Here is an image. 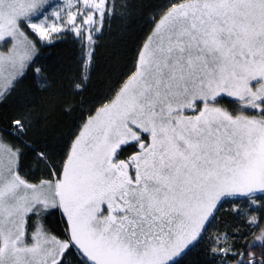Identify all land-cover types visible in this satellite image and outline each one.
I'll list each match as a JSON object with an SVG mask.
<instances>
[{
  "label": "rangeland",
  "instance_id": "obj_1",
  "mask_svg": "<svg viewBox=\"0 0 264 264\" xmlns=\"http://www.w3.org/2000/svg\"><path fill=\"white\" fill-rule=\"evenodd\" d=\"M116 4L0 0V103L14 99L31 65L39 76L37 46L67 35L78 43L85 82ZM262 97L264 0L169 6L121 88L77 126L58 176L40 153L41 164L24 170V150L0 134V264H60L69 246L83 264H172L217 207L256 226L264 119L254 115ZM18 128L13 137L25 132ZM136 138L146 144L137 157L141 182L124 199L103 198L106 159ZM53 209L71 215L66 242L44 229ZM217 218L200 245L210 247L216 264H227V255H238L237 232L219 230Z\"/></svg>",
  "mask_w": 264,
  "mask_h": 264
},
{
  "label": "trees",
  "instance_id": "obj_2",
  "mask_svg": "<svg viewBox=\"0 0 264 264\" xmlns=\"http://www.w3.org/2000/svg\"><path fill=\"white\" fill-rule=\"evenodd\" d=\"M116 1L115 11L104 23L96 41L91 70L85 82L82 81L83 63L78 43L67 35L53 44L37 46V56L32 64L39 69V76H35L31 65L15 91L14 99L0 103V134L24 150V170L33 163L41 164L37 158L40 153L46 158L45 169L58 173L60 160L77 126L121 88L134 71L138 54L151 35L159 14L181 0ZM258 107L262 113L254 117L264 119V98ZM25 115L31 120L28 125ZM15 122L25 127L21 137H13L10 133ZM217 220L219 230L246 236L245 241L236 240L232 249L238 255H227V264H244V260L239 261L240 256L264 253L263 220L257 231H250L244 221L228 212L221 213ZM43 225L48 234L65 241V222L60 219L57 209L48 213ZM74 247H68V254L61 258L60 264H83L73 253ZM79 256L82 257L80 253ZM172 264H216V257L208 245L199 244Z\"/></svg>",
  "mask_w": 264,
  "mask_h": 264
},
{
  "label": "flooded vegetation",
  "instance_id": "obj_3",
  "mask_svg": "<svg viewBox=\"0 0 264 264\" xmlns=\"http://www.w3.org/2000/svg\"><path fill=\"white\" fill-rule=\"evenodd\" d=\"M263 100V97L261 98V101ZM260 109V108H259ZM261 115L262 110L258 111ZM145 142L141 141L140 139L136 138L132 141L126 142L124 144H121L117 148H115L108 159H106V170L103 173L104 178L106 179L105 185L108 188V192L104 194L103 198H107L110 196L109 199L112 200H119L124 199V197H128V192L134 188H136L140 181L139 176L137 175V172H139V165H138V155L144 150L145 148ZM59 173V172H58ZM57 173V176L59 175ZM258 197V196H257ZM261 206L258 208V212L255 211L257 215V224L256 226H250V231L254 230H260L261 226V220L264 222V193L261 197ZM228 208H222L217 207L215 210L211 213H209L208 216V223L205 224L201 229V234L198 236H194L191 241L190 247L186 248L183 252L184 254L180 257V259L185 256L187 253L194 250L202 241H204V232L208 231V225L214 222V219L219 216V214L226 211ZM222 210V211H221ZM59 217L61 220L65 222V229L67 231H70V219L71 215L67 211L63 213L60 210H57ZM254 212V211H253ZM253 214V213H252ZM216 225V224H215ZM64 229V230H65ZM72 230V229H71ZM213 231V230H212ZM71 232V231H70ZM202 235V237H201ZM238 237V238H237ZM246 236H240V234H237L236 236H232L234 238V243L239 241H245ZM243 239V240H242ZM202 240V241H201ZM208 239H206L207 241ZM233 243V245H234ZM79 247V246H78ZM83 251L84 249L81 248ZM81 255L83 256L82 252ZM232 256V255H231ZM84 257V256H83ZM244 264H264V253H260L258 255H251L248 257H239V261H243Z\"/></svg>",
  "mask_w": 264,
  "mask_h": 264
},
{
  "label": "bare ground",
  "instance_id": "obj_4",
  "mask_svg": "<svg viewBox=\"0 0 264 264\" xmlns=\"http://www.w3.org/2000/svg\"><path fill=\"white\" fill-rule=\"evenodd\" d=\"M38 155H39V153H38Z\"/></svg>",
  "mask_w": 264,
  "mask_h": 264
}]
</instances>
